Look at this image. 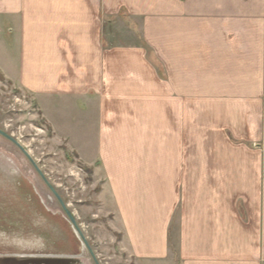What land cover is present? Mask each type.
<instances>
[{
  "label": "crops",
  "instance_id": "crops-1",
  "mask_svg": "<svg viewBox=\"0 0 264 264\" xmlns=\"http://www.w3.org/2000/svg\"><path fill=\"white\" fill-rule=\"evenodd\" d=\"M0 75L92 168L137 263L264 264V0H0Z\"/></svg>",
  "mask_w": 264,
  "mask_h": 264
},
{
  "label": "rangeland",
  "instance_id": "rangeland-1",
  "mask_svg": "<svg viewBox=\"0 0 264 264\" xmlns=\"http://www.w3.org/2000/svg\"><path fill=\"white\" fill-rule=\"evenodd\" d=\"M125 39L122 36L119 41ZM64 114L68 118L72 114L79 116L76 111ZM193 114L194 123L205 120L201 112L194 111ZM76 118L78 120L79 117ZM86 119L93 121L92 114ZM77 120L71 123L67 119L66 122L58 121L59 129L67 131L68 128L73 132L72 125L79 123ZM198 128L193 129L194 136L206 135L205 132L201 134ZM0 130L18 143L44 178L13 142L0 135V262L139 264L120 248V235L112 233L109 227L108 215L98 201L100 184L94 181L92 168L82 164L71 145L58 139L42 117L33 96L12 86L1 75ZM259 131L257 127L256 132ZM75 137L80 139L77 145L84 156H91L95 152L93 138L89 135ZM226 137L238 145L227 129ZM242 140L239 144L241 153L259 151L263 146L259 138L256 143L248 138ZM250 162L242 158L241 166ZM256 162L264 166L263 155L258 156ZM58 199L75 219L81 234L70 224ZM245 201H248L247 193H240L239 203L244 206L239 209L242 218L248 213L247 206L243 205ZM176 228L177 224L173 231L177 232ZM173 234L170 248L175 253L178 240ZM80 235L84 237L94 259Z\"/></svg>",
  "mask_w": 264,
  "mask_h": 264
},
{
  "label": "water",
  "instance_id": "water-1",
  "mask_svg": "<svg viewBox=\"0 0 264 264\" xmlns=\"http://www.w3.org/2000/svg\"><path fill=\"white\" fill-rule=\"evenodd\" d=\"M0 135H2L3 137H5L6 139L10 140L11 142H13L23 153L24 155L28 158V160L31 162V164L33 165V167L36 169V171L39 173V175L42 177V174L40 173L39 169L36 167V165L32 162V160L30 159V157L26 154V152L18 145V143H16L13 139H11L8 135H6L5 133H3L0 130ZM42 179L44 180V178L42 177ZM60 202V205L62 207V209L64 210L65 214L67 215L70 223L72 224V226L76 229V231L80 233V230L76 224L75 219L73 218V216L68 212V210L66 209L65 205L62 203V201L60 199H58ZM82 237V240L84 242V245L87 247L88 250H90V248L88 247V244L86 243V241L84 240V237L82 235H80ZM92 255V254H91Z\"/></svg>",
  "mask_w": 264,
  "mask_h": 264
},
{
  "label": "bare ground",
  "instance_id": "bare-ground-1",
  "mask_svg": "<svg viewBox=\"0 0 264 264\" xmlns=\"http://www.w3.org/2000/svg\"><path fill=\"white\" fill-rule=\"evenodd\" d=\"M72 229V228H71ZM72 231H73V229H72ZM73 234H74V231H73ZM76 240H77V238H76ZM78 241V240H77ZM78 245L80 246V243H79V241H78ZM12 261V260H11ZM14 263H16V262H0V264H14Z\"/></svg>",
  "mask_w": 264,
  "mask_h": 264
},
{
  "label": "flooded vegetation",
  "instance_id": "flooded-vegetation-1",
  "mask_svg": "<svg viewBox=\"0 0 264 264\" xmlns=\"http://www.w3.org/2000/svg\"><path fill=\"white\" fill-rule=\"evenodd\" d=\"M85 246V245H84ZM86 250L88 251V253L91 255L92 254V251L91 250H88L87 247L85 246ZM92 259H94V256L91 255ZM14 264H17V263H14Z\"/></svg>",
  "mask_w": 264,
  "mask_h": 264
}]
</instances>
